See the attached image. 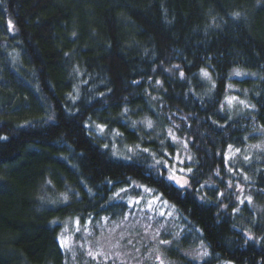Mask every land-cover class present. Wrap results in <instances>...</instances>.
<instances>
[{"label":"trees","instance_id":"trees-1","mask_svg":"<svg viewBox=\"0 0 264 264\" xmlns=\"http://www.w3.org/2000/svg\"><path fill=\"white\" fill-rule=\"evenodd\" d=\"M229 82L255 107L224 113ZM167 129L183 188L139 151L171 162ZM262 130L264 0H0V264H66L62 222L122 218L136 185L179 220L168 264H264V163H234Z\"/></svg>","mask_w":264,"mask_h":264},{"label":"rangeland","instance_id":"rangeland-1","mask_svg":"<svg viewBox=\"0 0 264 264\" xmlns=\"http://www.w3.org/2000/svg\"><path fill=\"white\" fill-rule=\"evenodd\" d=\"M237 72L241 74L237 75ZM247 77L254 76L242 69H233L229 73V78L244 79ZM206 79L212 85V79ZM226 89L221 110L233 117L243 114L248 107L246 106L248 105L246 99L237 96L238 88L231 82H229ZM233 97L236 99H231ZM240 101L245 103L242 104ZM145 129L150 128L145 127ZM165 136L169 138L168 129L165 131L164 138H166ZM257 138L259 139L258 143L247 145L240 152L237 158L239 161L234 162L235 164L239 162L246 163L245 156H252L257 160L261 158L264 163V130L258 133ZM178 140L179 142L172 140L173 148L170 149L163 143L160 149H162L164 156H170L171 162L167 163L169 167L176 169V175L181 177L182 183L186 179L185 174L187 172L183 165L185 162L191 161L187 158L191 157V154L185 141L179 138ZM255 145L261 147H253ZM177 156H179V159H177ZM232 156L234 157L235 153ZM181 161L183 162L181 163ZM179 169H184V172L181 173ZM172 182L176 184L174 181ZM151 195L152 192L145 190L138 193V197L131 199L130 203L138 199L140 203H133L132 210L126 211L122 218L113 221L101 219L85 221L82 224L77 219L64 220L61 224L59 242L61 246L63 244L66 264H92L91 262L93 264H161V261H163V264H168L169 262L164 260L161 254V246L157 239L160 238V241L163 237H168L169 240L177 238L181 226H179V220L175 216L173 208L163 202H152L155 201L156 196L151 197ZM148 202L152 203L151 208L147 206ZM163 210H165V213L161 215ZM89 252L92 255H89ZM204 252L201 250L200 244H197L191 250L181 249L180 254L187 262L189 260L201 262L207 258L206 255H202ZM78 254L82 255V258H78ZM176 264H181V262L177 261Z\"/></svg>","mask_w":264,"mask_h":264},{"label":"snow or ice","instance_id":"snow-or-ice-1","mask_svg":"<svg viewBox=\"0 0 264 264\" xmlns=\"http://www.w3.org/2000/svg\"><path fill=\"white\" fill-rule=\"evenodd\" d=\"M235 15H239V14L236 13ZM10 27H11V22H10ZM174 67H178V66H174ZM201 74H202L205 78L211 79L210 74L208 73L207 70H205V69H201ZM236 74L239 75V74H241V73H238V72H237ZM183 75H184V74L181 73V76H182V77H183ZM157 83L159 84L160 82L157 81ZM231 99L235 100L236 98L233 97V98H231ZM240 103L244 104L245 102H244V101H240ZM246 106H249V107H255L254 105H246ZM125 111H127V110H125ZM144 123H145V126L148 127V128H152V127H153L152 121H150V120H148V121H146V122H144ZM97 127L100 128L101 130L103 129V126H100V125H98ZM117 134H119V133H117ZM168 137H169L170 139H172L174 142H179L178 138L175 136V134L172 132L171 129L168 130ZM161 144H163V141H161ZM185 144H186V142H185ZM105 147H107V145H105ZM136 147L139 148L138 145H137ZM253 147H257V148H259V147H261V146H260V145H255V146H253ZM229 149H230V150L232 149V146H231V145H229ZM129 151H132V149H129ZM139 151H140V152H143V153H147L148 156H150V157L153 158V160H154V164L152 165L153 168H156V167L162 165L166 170H168L169 175H168L167 177H165V179H167V180H169V181H174V182H175L176 184H178L179 187H181V188H183L185 185L188 184V181H187L186 179L183 180V182L181 183V177H178V176L176 175V169H175L174 167H169V165H168V163H167L166 160H157V159H155V154L152 153V152L150 151V149H148V148H144V149H139ZM239 151H240V149H235V152H239ZM233 154H234V153H233ZM126 158L131 159V157H126ZM187 158H188L189 160L191 159V157H187ZM177 159H179V156H177ZM244 159H245V161H247V160L249 159V157H248V156H245ZM182 162H183V161H181V163H182ZM225 162H227V161H225ZM230 170H231V169H230ZM179 171H180L181 173H183V172H184V169H179ZM187 171H188V172H191L192 169H191V168H188ZM157 175L159 176V175H161V173H160V172H157ZM245 179H248V177L245 176ZM136 187H144L145 191H149V192L152 191V189L147 188V186L136 185ZM229 187H231V184H229ZM121 191H126V189H121ZM117 195H118V194H117ZM221 195H223V193H221ZM64 198L67 199V196H65ZM141 199H143V198L141 197ZM155 199H156L157 201H161V197H160V196H156ZM202 199H203V198H202ZM247 199L249 200V202L251 201V198H250V197H247ZM162 202L165 203V204L167 203V201H162ZM240 202L243 203L244 201L241 200ZM132 203H137V204H138V203H140V200H139V199H138V200H134V201H132ZM147 206H148L149 208H151V207H152V203H151V202H148ZM161 215H164V213H161ZM77 222H78V221H77ZM249 238H251V237H249ZM161 243H170V241H161ZM62 246H63V244H62ZM89 255H92V253L89 252ZM202 255H207V252L202 253ZM158 259H159V257H158ZM161 264H163V261H161Z\"/></svg>","mask_w":264,"mask_h":264}]
</instances>
